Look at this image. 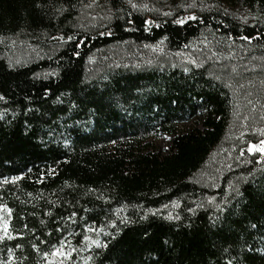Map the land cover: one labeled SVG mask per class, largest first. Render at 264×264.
<instances>
[{
	"label": "trees",
	"instance_id": "obj_1",
	"mask_svg": "<svg viewBox=\"0 0 264 264\" xmlns=\"http://www.w3.org/2000/svg\"><path fill=\"white\" fill-rule=\"evenodd\" d=\"M219 1L264 13V0ZM128 2L0 0V206L9 214L0 264H44L63 247L72 253L62 264H264L262 142L243 137L254 164L226 203L189 201L205 195L192 178L226 133L240 82L209 62L90 70L116 46L163 41L179 51L205 34L264 56V25L211 9L148 17ZM88 6L110 12L104 26H76ZM12 39L45 54L10 64ZM162 135L165 153L153 145ZM174 200L176 218L153 212Z\"/></svg>",
	"mask_w": 264,
	"mask_h": 264
},
{
	"label": "rangeland",
	"instance_id": "obj_2",
	"mask_svg": "<svg viewBox=\"0 0 264 264\" xmlns=\"http://www.w3.org/2000/svg\"><path fill=\"white\" fill-rule=\"evenodd\" d=\"M129 6L148 17L173 16L179 11L190 15L204 10H215L222 14L248 24L264 25V13L257 7H249L239 2L225 3L219 0H129ZM111 17L109 11L99 6H88L79 12L74 22L83 29L102 27ZM95 57L91 61V72L110 60H119L133 67L171 66L186 69L199 63L213 65V70L227 74V78L240 82L239 89L233 92L234 108L227 131L218 145L211 151L202 168L193 175L192 180L204 190V197H193L189 201L203 205L211 210L218 209L238 190L239 183L246 177L242 169L253 163V158L242 147V139L248 135L258 141L264 140V56H253L252 53L238 45L227 44L222 39L205 34L190 42L184 50L170 51L163 41L141 45L123 44ZM45 54L41 47L27 42L12 39L3 53L10 64L30 62ZM258 80V94L253 83ZM244 85V89H242ZM196 121L187 122L183 128L196 126ZM171 137L162 135L153 140L154 147L162 153L170 148ZM258 149V145H252ZM182 202L174 200L159 209L156 213L167 218H176L180 213ZM9 214L0 206V235L8 234ZM89 239L97 238L91 230ZM72 252L63 247L48 258L44 264H62L70 259ZM79 255V253H78ZM82 258V257H81Z\"/></svg>",
	"mask_w": 264,
	"mask_h": 264
},
{
	"label": "snow or ice",
	"instance_id": "obj_3",
	"mask_svg": "<svg viewBox=\"0 0 264 264\" xmlns=\"http://www.w3.org/2000/svg\"><path fill=\"white\" fill-rule=\"evenodd\" d=\"M177 23H182V21H177ZM262 144H264V142H262ZM261 151H264V148H262Z\"/></svg>",
	"mask_w": 264,
	"mask_h": 264
}]
</instances>
